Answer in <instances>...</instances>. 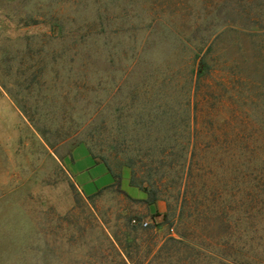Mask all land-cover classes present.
Segmentation results:
<instances>
[{
  "label": "rangeland",
  "instance_id": "374dc122",
  "mask_svg": "<svg viewBox=\"0 0 264 264\" xmlns=\"http://www.w3.org/2000/svg\"><path fill=\"white\" fill-rule=\"evenodd\" d=\"M0 264H264V0H0Z\"/></svg>",
  "mask_w": 264,
  "mask_h": 264
},
{
  "label": "trees",
  "instance_id": "16d2710c",
  "mask_svg": "<svg viewBox=\"0 0 264 264\" xmlns=\"http://www.w3.org/2000/svg\"><path fill=\"white\" fill-rule=\"evenodd\" d=\"M202 69H203V61H201V62H199V67H198V70H199V73L202 71ZM94 159H95V157H94ZM95 161H96V159H95ZM96 162H102V163H104L106 166H107V164H106V162H104V161H96ZM107 168H108V170L112 173V175H113V177H114V184H115V181H116V177H115V175L113 174V172L110 170V168L107 166ZM113 184V185H114ZM113 185H111V186H113ZM151 192V191H150ZM149 193V192H148Z\"/></svg>",
  "mask_w": 264,
  "mask_h": 264
},
{
  "label": "built area",
  "instance_id": "2783aa9c",
  "mask_svg": "<svg viewBox=\"0 0 264 264\" xmlns=\"http://www.w3.org/2000/svg\"><path fill=\"white\" fill-rule=\"evenodd\" d=\"M136 222V221H135ZM148 224L147 223H144V226H147Z\"/></svg>",
  "mask_w": 264,
  "mask_h": 264
}]
</instances>
